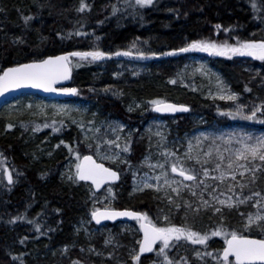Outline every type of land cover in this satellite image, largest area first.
<instances>
[{
    "label": "trees",
    "instance_id": "trees-1",
    "mask_svg": "<svg viewBox=\"0 0 264 264\" xmlns=\"http://www.w3.org/2000/svg\"><path fill=\"white\" fill-rule=\"evenodd\" d=\"M80 3L81 0H0V72L17 64L73 51L98 49L108 53L133 52L132 56L112 55L92 63L70 58L73 70L70 88L77 89V94L68 100L76 96L89 103L88 112L80 123L33 122L23 126L11 122L7 126L12 124L13 127L4 130L3 121L0 120V161L9 169L14 181L9 185L0 169V264L126 262V257L121 254V242L118 244L119 252L108 250L105 258H100L88 252V242L82 234L75 232V226L87 220L92 203L98 197L88 185L74 183L62 175L70 157L76 158L77 153L80 157L93 155L84 150L81 142L82 123L91 121V117L94 123L108 117L120 121L129 129L137 127L136 132L119 142L117 151L124 155L125 161L117 167L110 165L120 174L119 183L107 188L113 190L115 204L112 209H128L148 216L166 213V197L169 194L150 193L133 199L126 197L130 191L131 170L142 164L153 143V138L141 133L148 119L157 117L148 109L149 102L163 100L188 107L187 114L174 118L161 117L176 136L195 129L194 118L212 123L219 120L220 113L211 102L178 91L180 87H190L191 83L186 79L177 80L175 73L196 51L175 52L174 55L159 53L173 52L193 40L227 41L233 45L238 40H264V0H255L258 10H253V0H153L151 5L145 7L126 0H84L88 7L83 12L77 11ZM113 6L117 9L115 13ZM24 16H31L32 19L25 23ZM217 24L221 25L220 29L215 27ZM77 32L80 35H76ZM133 43L136 44L135 48H131ZM138 51L144 52L145 57L138 56ZM151 52L158 55H147ZM206 57L212 63L228 67L246 85L245 88H252L254 84L258 86L264 80L257 78L255 81L258 84L251 83V75L242 69L243 64L247 63L259 68L264 75V61L241 55L228 58L208 53ZM100 61L108 65L102 73L98 72L92 77L90 69ZM116 61H128L143 70L134 77L124 72L112 78L113 70L109 64ZM163 80L169 83L161 85ZM108 89L117 94L105 96L103 91ZM132 101H140L142 107L127 110ZM34 128L39 130L33 131ZM53 128L57 130L53 131ZM115 137L112 136L111 140ZM41 143L46 146L44 152L32 155L31 151L35 146L41 148ZM126 146L129 149L127 152L124 151ZM70 148L72 151H69ZM257 185L261 186L260 183ZM261 188L257 192L264 196V186ZM176 204L180 208H176ZM184 205L185 200L177 199L171 205L173 213L186 209ZM178 213L173 218L169 215V221L182 226ZM246 214L244 208L230 211L224 216V226L228 227V231H236L243 236L264 238L256 225H252L250 231L245 230L244 225H237ZM16 216H23L24 219L9 223ZM210 223L213 225V222ZM202 227H192V230L202 233ZM170 243L172 247L166 252L174 262L210 264L212 261L220 264L216 257L221 250V241H216L210 247L192 244L183 238ZM197 252L200 256L196 255ZM14 256L17 259L14 260ZM162 259L154 252L141 258V264H153V261Z\"/></svg>",
    "mask_w": 264,
    "mask_h": 264
},
{
    "label": "rangeland",
    "instance_id": "rangeland-1",
    "mask_svg": "<svg viewBox=\"0 0 264 264\" xmlns=\"http://www.w3.org/2000/svg\"><path fill=\"white\" fill-rule=\"evenodd\" d=\"M126 1L136 4L135 0ZM196 52L197 53H191L195 55H190L188 60L175 73V78L177 80L186 79L191 83L190 87H180L178 91L180 94L190 95V97L195 99L211 102L215 105L217 110H219V120L207 123V121H204L201 118H194L193 121L197 127L191 132L176 136L171 133L166 120H163L160 117L148 119L143 125L141 133L153 138L152 147L142 159V164L139 167H136V169L131 170L130 191L126 196L127 199H133L136 196H145L150 193H153L154 195L164 194V196L169 194L174 203L179 199L180 201L185 200L191 203L193 207L199 204V197L201 195V190L204 189V185L201 184L199 187H196V184L194 183L188 184L173 176L170 162L177 157L181 158L184 167L195 169L198 181L203 179L208 184V188L203 190V198L205 200H210L209 193H212L219 199L227 200L231 197L233 201H236L238 199H243L244 197H250L252 193L251 195H248L247 193H250L251 191H260L262 190L261 187L264 186V170L256 173L257 180L255 183L250 182L251 173L248 172H245V176L243 180H241L239 171H242L243 169H235V167L231 170L228 169L227 164L229 153L224 152L226 147L232 149L239 147L235 140L236 138L245 136V134H251L253 136L264 135V124H255L254 121H248L240 117L233 118L231 116L222 115V113L229 111L234 112L237 104L245 106V113L250 112L256 106H261L262 110H264V80H261L258 86H255L254 84V87L252 88H245L246 85L243 84L228 67L212 63L211 60L206 57L208 52ZM244 57L253 58L250 56ZM107 65L108 64L105 61L95 63L93 69H90L91 76L94 77L98 72L102 73ZM109 65H111L113 70L111 75L112 78L117 75H122L124 72H126L125 74L134 77L143 70L142 67H139L134 63H129L128 61H116ZM242 69L244 72L251 75L250 77L253 79L250 80L251 83H255L257 78L264 79V75L261 74L259 68H253L252 65L245 63L243 64ZM78 70L79 69H77V71ZM167 83H169L167 80H163L161 85H166ZM256 84L258 83L256 82ZM103 94L105 96H115L117 92L108 89V91H103ZM230 94H235L236 100L220 99L222 95L226 96ZM242 100L245 101V103H241ZM137 105H139V107H137ZM129 107L132 109L140 108L142 107V104L140 101H132L126 107L127 110ZM151 107L152 105L149 102L148 109L150 110ZM61 109H63V111H61ZM88 109L89 103L85 100L77 99L76 96L72 100H54L44 99L33 95H21L0 109V120L3 121L4 130L7 127V123L11 122L23 126L28 125L27 123L33 124V122H48L50 124H61L62 122H66L77 124L80 123L81 118L87 114ZM257 116L260 117V113H257ZM90 120L91 121L89 122L82 123L80 129L81 142L83 143L84 150L92 153L99 161L117 167L118 164L125 161V158L120 151H117L119 147L116 145H119V142H122L126 137L136 132L137 127L129 129L120 121L108 117L98 119L95 123L93 117H91ZM173 123H175V121H173ZM256 125H259V127H256ZM157 133L160 135H157ZM112 136L116 137L111 140ZM117 137H119V139H117ZM109 140L113 141V143L109 144L106 142ZM228 140H231L230 144L226 143ZM41 144V148L39 149L35 146V149L31 151L32 155L37 156V154L40 155L44 152L43 150L46 149V146L43 143ZM97 145H99V149L97 148ZM190 145L191 149L189 147ZM217 149H219L224 156L221 170L225 173L236 171V180H232L231 175H226L223 181L212 178L220 175V172L216 170V164L220 163ZM166 151L168 153H174L175 156H166ZM209 152L211 153L210 156L204 155V153ZM189 153L193 158L198 157L201 163L197 164L195 159H187ZM106 156L109 158L105 159L104 157ZM231 158L235 160L234 156ZM205 160L208 161L207 164H204ZM76 163H78V161L75 157H70L66 161L62 170V175L65 179H68L69 175L74 174ZM239 163L243 164L245 162L240 161ZM160 164H165L166 167L161 169L158 166ZM260 164L261 162L257 160L256 165ZM202 165L209 169L210 175L207 178L203 176ZM251 166L252 165H249V167ZM165 172L167 173V179L170 182L175 180L177 183H172L171 186L166 185L164 183L165 176L163 174ZM157 176L160 177L159 181L156 179ZM180 182L186 185H192L196 191V196H193L188 188L181 187ZM145 183L151 184L153 187L145 188ZM240 183H244L246 187L241 189L239 186ZM259 183L261 186L257 185ZM233 184H235L236 187L229 191V187ZM156 185H159V190H157ZM175 187L181 188L179 195L172 191V188ZM135 189H142V191ZM213 189H216V191L213 192ZM257 200H260V204L264 205V196L261 195L260 197H253L245 200L244 203H234L231 208L216 204L217 207L221 208L219 213L214 212L211 208H202L199 213H194L190 209H183L179 211V213L178 211L173 213L171 205L174 203H169V200L167 199L168 207L165 214L162 212L158 215L151 214V216L148 217L153 223H156L159 226H164V216L169 217V213H171L173 218L178 213L182 225L186 224L191 228L203 226L201 234L207 233L209 235L208 240L205 242L209 247L213 246L216 241H221L220 250L224 245V236H212L211 232L218 227L222 228L225 233L231 232L228 231V227L224 226L223 223L225 221L224 216L228 215L230 211H237L240 210V208H244L246 211L247 214L244 220H239L237 225H245L249 214H252L253 216L257 213L264 214V207L254 206L257 204ZM114 204L113 190H104V193L92 203L90 209L91 212L87 216V220H83L75 226V232L82 234L84 239L88 242V252L100 258H105V254L108 250L119 252L120 245L118 244L121 242L123 244L121 254L124 258L126 257V262L121 261L120 264H133L130 256L134 254V249L138 251L137 241L140 240L137 224L120 223L115 225V227L108 225L95 227L90 220L92 211L97 208L112 209ZM210 222H213V225H211L212 223ZM106 240L109 242L106 243ZM159 246L156 249V253ZM215 250L217 251V249ZM215 250L214 252L216 253ZM210 264H215V262L211 261Z\"/></svg>",
    "mask_w": 264,
    "mask_h": 264
},
{
    "label": "snow or ice",
    "instance_id": "snow-or-ice-1",
    "mask_svg": "<svg viewBox=\"0 0 264 264\" xmlns=\"http://www.w3.org/2000/svg\"><path fill=\"white\" fill-rule=\"evenodd\" d=\"M136 5L140 7H145L147 5H151L153 0H135ZM253 10H258V6L253 0L252 3ZM88 5L84 3V0H81L80 6L77 11L83 12ZM117 9L113 6V12L115 13ZM25 23L32 19L31 16H24L23 17ZM217 29L221 28V25L217 24L215 26ZM225 32L228 29H224ZM76 35H80L79 32ZM17 40L23 43L20 38ZM136 44L133 43L131 48H135ZM190 51H201V52H208L212 55L217 56H226L231 58L232 55H241V56H250L255 59L264 61V40H244V41H237L236 44H229L227 41L222 43H217L212 40H193L190 43L186 44L184 47H180L173 52H166V53H159V55H174L175 52L186 53ZM141 58L145 57L144 52H137L136 53ZM132 56L133 52L131 50L128 51H117L115 53H108L100 50H92V51H73L67 52L62 55H49L46 58L33 60L31 63H22L17 64L13 67H7L0 72V94H3L10 89L20 88L22 86H31L33 88H41L44 91L48 92H60V93H72L77 94V89L75 88H65V87H54L58 81L60 80H67L69 78L70 73V66L72 61L70 58L76 57L79 61H87L88 63H92L94 61L102 60L109 56ZM147 55L156 56L158 55L156 52H151ZM79 66V64H77ZM174 83V81H172ZM249 90V89H246ZM220 99H228V100H236L235 94L230 95H222ZM151 105L153 106V111L155 112H187L189 109L184 105H177V104H170L166 103L163 100H152L150 101ZM139 107V105H137ZM244 107L242 105L237 104L236 110L229 111L226 113H222V115L231 116L233 118L240 117L242 119L248 121H258L261 124H264V110H262L261 106L254 107L250 112L245 113ZM129 111L133 109L129 107ZM63 111V109H61ZM257 113H260V117L257 116ZM91 123V122H90ZM8 128L13 127L12 124H8ZM47 127V125H45ZM122 127V126H121ZM39 130L38 128H34L33 131ZM57 129L53 128V131ZM115 131V129H114ZM157 135H160L157 133ZM119 139V137H117ZM109 144H112L113 141L109 140L106 141ZM236 144L239 147L234 149L232 148H225L224 152L229 153V160L227 167L228 169H243L239 171V176L241 180H243L245 176V172L251 173L250 182L255 183L257 180L256 173L258 171L264 170V135L260 136H253L251 134H245V136L236 138ZM226 143H231V140L226 141ZM91 146V145H89ZM119 147V145H116ZM191 149V145L189 146ZM99 149V145H97ZM69 151H72L70 148ZM124 151H129L128 147L124 148ZM218 157L220 163L216 164V170L220 172V175L217 177H212L213 179H218L223 181L226 175H231L232 180H236V171H231L229 173H225L221 170V165L224 162L223 154L217 149ZM166 156H175L174 153L165 152ZM205 156H210L211 153H204ZM234 156L235 160L231 157ZM108 159L109 157H104ZM77 161L75 165V172L68 176V179L72 182L78 181H91L92 185L96 186L97 188L103 183L105 180H115L118 179L117 172L111 170L110 168L104 167L103 164L96 163L91 156H84L81 160L79 154H76ZM187 159L192 160L195 159L197 164L201 163L198 157L193 158L189 153ZM260 161V165H256V161ZM240 161H244L245 163L241 164ZM171 171L173 173L178 172L184 180L193 181L196 184V187L203 184L204 189L208 188V184L205 180L200 179L198 181L197 175L195 173V169L186 168L183 166V161L181 158H176L171 162ZM208 161L205 160L204 164H207ZM249 165H252L249 167ZM161 169L166 167L165 164L158 165ZM0 169H2L4 177L7 179L8 184L11 185L14 183L13 177L9 172V169L4 166L3 161H0ZM203 176L205 178L209 177V169L202 165ZM165 176L164 183L166 185L171 186L172 183H177L175 180L169 181L167 179V173H163ZM157 181H159L160 177H156ZM181 187L188 188L189 191L193 196H196V191L194 190L192 185H186L180 182ZM239 186L241 189L246 187L244 183H240ZM145 188L153 187V185L145 183ZM157 190H159V185H156ZM236 187L235 184L229 187V191L232 188ZM201 190V195L199 197V204L195 207L192 206L191 203L185 201L184 207L186 209H190L194 213H199L200 210L211 208L214 212L219 213L221 211L220 207H217L216 204L221 206H227L231 208L234 203H244L245 200L251 199L253 197H260L261 193L259 192H252L250 197H244L243 199H238L233 201L231 197L227 200L219 199L217 196L209 193L210 200H205L203 198V190ZM141 190L142 189H135ZM181 188L175 187L172 188V191L179 195ZM216 189H213L215 192ZM169 200V203H174L170 196L166 197ZM254 206H262L260 204V200H257V204ZM176 208H180L179 204L175 205ZM59 211V210H57ZM92 219L96 221L97 224L101 222V220H115L117 217H130L139 222L140 231L143 232V239L137 241L139 245V250H133V253L130 256V259L133 261V264H141V254L143 253H151L154 251L153 245H155L158 241L161 242L159 249L157 251V256L162 257V260L153 261V264H180V262H174L166 252V249L172 247L170 241H179L182 238L185 240L190 241L192 244H200L203 245L208 240L209 235L207 233L201 234L197 231L192 230L191 227H188L186 224L182 226H177L172 224L169 221L168 216H164L163 220L165 221L164 226H159L156 223H153L152 220L149 219L146 213L136 212V211H116V210H104L101 211L100 209H95L91 213ZM24 219L23 216H16L13 217L9 223H13L16 220ZM29 223H32L29 221ZM255 224L258 227L262 234H264V214L257 213L255 216L249 214L247 217V223L244 225L245 230L250 231L251 226ZM39 227L37 226V231H39ZM212 236H224L225 247L222 250V253H219L216 257L220 261V264H232V261L229 259L230 256L235 258V264H264V238L254 239L249 238L247 236H243L238 234L236 231H231L230 233L223 232L222 228H217L216 230L211 232ZM230 237V238H229ZM23 243V240L21 241ZM109 241L106 240V243ZM206 255H212L211 253H205ZM197 256H200V253H196ZM13 259H17V257H13ZM184 260V258H181ZM73 264H79V262L74 261ZM186 264V261H185Z\"/></svg>",
    "mask_w": 264,
    "mask_h": 264
},
{
    "label": "water",
    "instance_id": "water-1",
    "mask_svg": "<svg viewBox=\"0 0 264 264\" xmlns=\"http://www.w3.org/2000/svg\"><path fill=\"white\" fill-rule=\"evenodd\" d=\"M71 78H72V75H71V70H70L69 78L67 80H60L53 86L57 87V88H60V87H65L66 88L67 86L70 85ZM23 94H32V95L39 96L41 98H51V99H55V100H63V99L69 98L72 93L48 92V91H44L41 88H33L31 86H22V87L16 88V89H10L9 91H7L5 93L0 94V108L4 104H6L7 102H9L12 99H14L15 97L23 95ZM170 104H177V103H170ZM177 105H181V104H177ZM152 109H153V106L151 108V112L153 114L158 115V116H162V117H175V116H178V115L186 114L188 112V111L187 112H175V113H172V112H155ZM85 156H91V155H85ZM83 157H81V160H82ZM91 157L96 163L103 164L104 167L108 168L104 163L98 162L93 156H91ZM111 170H113V169H111ZM113 171H115V170H113ZM117 174H118V172H117ZM173 174H175L177 176H180L178 172L173 173ZM118 181H119V174H118V179L105 180L103 183L100 184V186L98 188L96 186L92 185V182L90 180L89 181H78V182L84 183V184H89L91 186L93 192L95 194H97V193L101 192L106 186L117 184ZM185 181H187V180H185ZM104 210H106V209H101V211H104ZM116 211H125V210H116ZM127 211H131V210H127ZM91 221H92V223L95 226H99L100 227V226H104L106 224H115V223H124V222H128L129 223V222L136 221V220H134V219H132L130 217H117L115 220H101V222L99 224H97L96 221L93 220L92 216H91ZM139 230H140V228H139ZM140 233H141V240H142L143 239V232L140 231ZM249 238H253V237H249ZM254 239H258V238H254ZM158 243H159V241L155 245H153L154 250L156 249V246L158 245ZM225 246L226 245H224V247ZM153 252H151V253H143V254H141V257L149 256ZM221 253H222V251H221ZM229 259L235 264V258L233 256H230Z\"/></svg>",
    "mask_w": 264,
    "mask_h": 264
},
{
    "label": "flooded vegetation",
    "instance_id": "flooded-vegetation-1",
    "mask_svg": "<svg viewBox=\"0 0 264 264\" xmlns=\"http://www.w3.org/2000/svg\"><path fill=\"white\" fill-rule=\"evenodd\" d=\"M175 178H177L178 180H182L183 182H185V183H188V184H193L194 182L193 181H185L181 176H175V175H173ZM198 179V178H197ZM118 184V183H117ZM116 184V185H117ZM85 185H88V184H85ZM89 186V185H88ZM90 187V186H89ZM114 187V186H113ZM91 188V187H90ZM104 190H106V189H104ZM102 192H104V191H102ZM102 192H100V193H98L97 195H98V197L97 198H99L101 195H102ZM96 198V199H97ZM168 203V202H167ZM142 213V212H141ZM165 214V213H164ZM169 215H171V213H169ZM172 217V216H171ZM131 223H134V224H137V226H138V230H139V222L138 221H134V222H131ZM139 235H140V232H139ZM140 240H141V235H140ZM138 250H139V245H138ZM142 258V257H141Z\"/></svg>",
    "mask_w": 264,
    "mask_h": 264
}]
</instances>
